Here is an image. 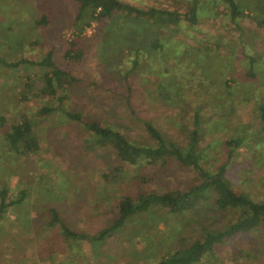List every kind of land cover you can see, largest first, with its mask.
<instances>
[{
    "label": "rangeland",
    "instance_id": "374dc122",
    "mask_svg": "<svg viewBox=\"0 0 264 264\" xmlns=\"http://www.w3.org/2000/svg\"><path fill=\"white\" fill-rule=\"evenodd\" d=\"M120 1L159 12L137 18L125 9L88 26L76 0H0V192L9 188V202L20 190L26 195L0 216V264H157L242 215L217 209L212 193L180 212L155 204L101 243L65 240L59 226L47 227L51 206L71 229L93 234L112 222L124 195L186 190L201 180L175 158L121 162L77 122L38 112L57 98L141 144L153 141L145 121L186 151L195 129L202 165L224 166L238 193L264 201V2L236 0L245 14L234 22L225 0ZM44 14L49 23L37 24ZM74 40L82 51L75 61L64 56ZM49 52L74 77L68 94H36L50 69L39 62ZM30 78L33 92L22 99ZM22 113L33 123L36 152L10 143ZM195 264H264V223L225 237Z\"/></svg>",
    "mask_w": 264,
    "mask_h": 264
},
{
    "label": "trees",
    "instance_id": "16d2710c",
    "mask_svg": "<svg viewBox=\"0 0 264 264\" xmlns=\"http://www.w3.org/2000/svg\"><path fill=\"white\" fill-rule=\"evenodd\" d=\"M76 1L79 3L78 16H88V19L85 21V24L88 26L91 25L92 21L99 22L105 18H112L125 9L128 11V14H131L133 11L136 12L135 16L137 18L154 16L159 12L156 9L148 11L139 9L121 2L120 0ZM225 1L231 7L230 15L232 21L236 22L238 17L245 14L236 0ZM262 1L264 2V0ZM262 18V24L264 25V16H262ZM190 19H195L194 12L192 16H190ZM35 21L39 25H45L49 23V18L48 15L44 14ZM79 29H82V27H79ZM51 54L52 52H49L45 61L39 62L41 66H50V69L45 71L43 75L44 86L36 93L42 97H48L50 94L56 95L59 90H62L64 94H68L69 89L71 91L72 82L74 81V77L67 70L58 67L54 63ZM81 55L82 51L76 45L75 40L70 42L69 47L64 52L66 58L74 61L78 60ZM0 61L6 62V60L1 57ZM31 63H33V61ZM12 64L18 65L19 62L14 61ZM253 76L256 77L257 75L255 76V74H253ZM32 82V78L26 81L25 88L22 91V99L27 100L31 95L29 93L33 92V90L29 88L33 84ZM57 99L55 103H53L52 99V102L45 103L39 107L38 112L40 114L59 112L66 120L77 122L82 126L85 132L92 135L91 140H95L100 147L109 149L121 160V162L136 165L142 162V160L152 162L156 161L157 158L163 160L175 158L183 165H191L198 172L199 179L201 180L199 183L190 185L186 190L174 188L161 193L147 192L138 195H124L118 201L117 213L112 222L93 234L71 229L63 220L58 209L51 206L48 209L51 218L47 221V227L59 226L60 234L65 240L79 239L89 240L93 243H101L111 237L117 230L124 227L128 220L135 214L150 212L151 207L155 204H159L162 208H166L171 212H180L192 206L194 201L213 193L215 195L214 204L216 208L224 211L229 209L243 211L239 219L223 231L206 230L197 239L191 242L188 247L178 249L170 253L167 257H162L157 263L195 264L202 259L203 255L208 250L213 249L215 243L223 241L225 237L239 233L244 234L264 223V201H256L245 192L238 193L231 182L223 175L224 166L218 167L216 171H213L202 165L200 161L201 155L195 151L199 140L198 133L195 129L192 131V139L189 144V149L186 151L185 148L178 145L177 142L167 139L163 135V131L160 127L154 125L151 121H145L146 129L153 141L151 144H141L131 141L118 126H112L97 119H84L82 112L67 108L63 104L61 98ZM258 109L264 126V103L260 104ZM22 117V120L15 123L12 126V130L9 132L10 143H12V145H17L19 148L24 147L23 152H36L39 149V144L38 137L34 132L33 123L24 113H22ZM194 117L196 124H199L197 122H199V118L201 117L200 107L196 109ZM237 141L238 139L235 138L229 142L234 143ZM119 168L122 167L116 166L115 170H119ZM106 174L107 173H105V175ZM108 176H110L109 173L105 178L107 179ZM24 192L25 190H20L21 195L13 202H9L7 199L9 188L5 187L0 192V216L8 204L22 203L26 198Z\"/></svg>",
    "mask_w": 264,
    "mask_h": 264
}]
</instances>
